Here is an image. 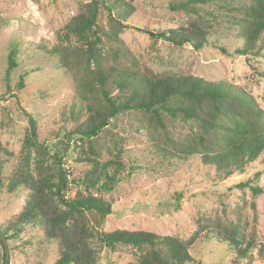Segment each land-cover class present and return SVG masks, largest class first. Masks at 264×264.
<instances>
[{
    "label": "trees",
    "instance_id": "1",
    "mask_svg": "<svg viewBox=\"0 0 264 264\" xmlns=\"http://www.w3.org/2000/svg\"><path fill=\"white\" fill-rule=\"evenodd\" d=\"M169 7L185 12L186 21L165 29L147 27L142 31L176 46L191 44L201 49L209 43L215 26L224 22L243 40V46L236 50L238 54L260 53L264 49V0H174ZM102 8L113 23L111 30L100 23ZM128 15L121 0L85 1L57 32L58 44L52 48L42 45L72 76L76 91L62 106L63 126L56 133L60 138L57 147L63 145L64 152L51 148L41 137L39 118L23 108L29 126L20 164L7 184L1 175L7 162L5 156L11 153L0 143V188L6 186L14 191L23 187L30 191L20 212L0 232L4 262L8 241L18 238L31 225L43 232L41 241L56 242L59 256L53 264H101L103 249L131 251L133 264H205L192 250L199 243L214 241L232 253L234 264L237 259L241 260L237 264H250L255 249L264 263V243L243 238L241 217L231 218L227 212L224 217L219 213L200 215L185 236L145 229L104 230L112 204L94 190L111 192L133 172L126 170L122 161L120 139L104 146L107 158L102 157V147L97 148L95 141L107 126L131 110L148 114L146 124L140 126L148 129L155 156L179 162L198 158L214 170L218 180L245 172L264 154V108L241 85L191 74L148 73L138 64L124 63L130 56L121 32L130 27ZM221 49L226 52L224 47ZM19 50L20 41L10 45L5 73L8 94L26 87L25 75L16 85L11 83L19 64ZM6 96L0 95V101ZM166 114L194 123L197 130L190 138L176 142L165 132ZM70 148L76 154L74 162L85 166L77 176L67 165ZM261 175L257 171L235 187L260 195L264 192ZM71 183L77 186L73 196L69 195Z\"/></svg>",
    "mask_w": 264,
    "mask_h": 264
},
{
    "label": "rangeland",
    "instance_id": "2",
    "mask_svg": "<svg viewBox=\"0 0 264 264\" xmlns=\"http://www.w3.org/2000/svg\"><path fill=\"white\" fill-rule=\"evenodd\" d=\"M85 1L89 0H0V95L7 94L6 99L0 101V143L11 153L4 155L7 162L1 176L7 184L9 176L20 164L21 148L29 126L23 108L39 118L41 137L51 148L65 151L63 145L57 147L60 138L56 133L63 126L62 106L75 96L76 83L42 45L52 48L58 44L57 32ZM121 1L129 12L130 27L121 32L130 56L128 60L124 59L127 66L135 63L148 73L191 74L239 84L264 108V49L260 53L238 54L236 50L243 46V40L224 22L215 26L209 43L201 49L191 44L176 46L169 40L142 31L147 27L165 29L186 21L185 12L170 9L169 3L174 0ZM113 14H117L116 9ZM100 23L106 30L113 27L104 8ZM17 41H20L19 64L12 73L11 83L16 85L21 75L26 76V87L13 91L18 99L13 92H6L5 84L10 45H16ZM147 116L131 110L107 126L95 141L97 148L102 147V157L107 158L104 146H111L120 139L122 161L126 170L133 172L111 192L94 190L96 195L112 204V213L107 216L104 230L145 229L185 236L190 234L200 215L219 213L224 217L227 212L231 218L241 217L243 238L264 243V192L255 196L248 188L235 187L236 183L257 171L262 172L260 183L264 187V154L245 172L218 180L214 170L198 158L179 162L155 156L147 136L148 129L140 126L146 124ZM166 124L165 132L176 142L190 138L197 130L194 123L172 119L169 114H166ZM121 137L125 139L121 140ZM67 155V165L72 173L76 176L82 173L85 166L74 162L73 148ZM76 189V184L71 183L69 195L73 196ZM29 196L30 191L23 187L14 191H9L6 186L0 188V232L20 212ZM42 238L43 232L39 228L26 226L18 238L8 241L9 258L5 262V249L0 242V264H53L59 256L56 242L41 241ZM218 245L216 241L199 243L192 254L205 264H234L232 253ZM254 252L255 258L250 264H264L257 249ZM133 259L131 251L103 249L100 263L133 264ZM240 261L237 259L235 264Z\"/></svg>",
    "mask_w": 264,
    "mask_h": 264
},
{
    "label": "water",
    "instance_id": "3",
    "mask_svg": "<svg viewBox=\"0 0 264 264\" xmlns=\"http://www.w3.org/2000/svg\"><path fill=\"white\" fill-rule=\"evenodd\" d=\"M5 244L7 245L6 241H5ZM8 258H9V253L7 252V258H6L7 261H8Z\"/></svg>",
    "mask_w": 264,
    "mask_h": 264
}]
</instances>
